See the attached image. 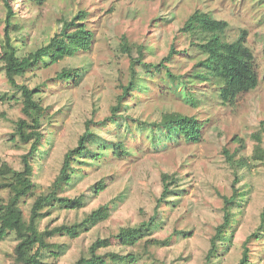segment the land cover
<instances>
[{"label": "rangeland", "instance_id": "1", "mask_svg": "<svg viewBox=\"0 0 264 264\" xmlns=\"http://www.w3.org/2000/svg\"><path fill=\"white\" fill-rule=\"evenodd\" d=\"M12 4L17 20L25 28V37L17 42L23 53L47 42L63 21L71 19L81 9L90 12L87 24L95 33L88 51L47 68L40 66L19 79L31 87L41 86L37 97L49 107L42 127L45 138L35 162L38 194L47 191L58 174L63 155L77 144L85 120L93 117L102 121L111 115V106L116 104L117 95L122 92V84L128 81L129 75V58L120 51L123 34L133 44H144L147 63L163 58L172 43L178 50L188 49V54L180 53L169 63L174 72H184L201 57L190 45V39L180 32L193 11L202 9L228 20L230 28L226 37L229 40L236 39L242 28L247 29L246 42L255 53L260 76L256 89L242 93L234 103H225L216 86L198 84L193 87L196 97V105H193L182 94V87L167 90L166 81L146 79L152 85L149 93L135 91L133 97L125 99L123 117L117 118L116 123L106 121L108 124L95 127L100 134L98 141L116 142L124 139L131 128H136L139 118L153 121L160 119L164 112L180 111L196 115L204 123L201 142L180 145L163 142L155 148L148 138L133 141L129 138L127 143L134 149L133 154L114 158L109 153L105 159L78 164L79 176L64 194L84 195L86 205L82 209L57 208L40 221L41 229L73 223L82 220L100 204L115 201L109 219L79 238L54 237L52 241L61 245L59 257L49 251L43 256L45 264H75L81 257L89 256L90 245L99 237H109L121 227L148 220L163 190L162 173H175L179 186L174 188L176 193L162 203L160 225L150 236L166 238L176 230L191 234L175 235L169 246L150 245L148 251L153 259L143 253L144 241L135 248L115 242L101 251L143 253L136 264H204L210 238L223 221L222 195H231L233 191V168L224 148L236 152L239 158L251 156L259 140L264 145V0H49L42 5L12 0ZM4 26L5 5L0 0V38ZM74 66L84 71L79 85L55 79L64 67ZM159 84L164 87V93L159 92ZM15 91L0 61V160L21 169V155L28 150L29 144H17L12 140L15 121L22 115V104L8 99V94ZM253 164L251 169L243 168L239 172L237 185L244 195L234 205L235 220L229 235L232 243L220 264H236L244 240L254 231L259 235L251 241L253 261L264 264V227L259 229L264 207V164L257 161ZM101 178L107 179L108 187L97 194L93 186ZM7 198V192L1 191L0 202ZM33 199V196L28 197L23 203L26 218ZM16 242L15 235L11 234L0 243V264H10L13 260Z\"/></svg>", "mask_w": 264, "mask_h": 264}, {"label": "trees", "instance_id": "2", "mask_svg": "<svg viewBox=\"0 0 264 264\" xmlns=\"http://www.w3.org/2000/svg\"><path fill=\"white\" fill-rule=\"evenodd\" d=\"M3 1L5 26L0 38V61L9 85L16 90L8 94V99L17 100L22 104V115L15 121L12 140L17 144H29L28 150L21 155V169L14 167L8 161L0 160V192L5 191L8 194V198L0 202V243L11 234H14L17 240L10 264H45L43 256L46 251L52 252L56 258L60 255L61 245L52 241L54 237L79 238L83 233L89 232L110 218L114 200L100 204L80 221L40 228L41 219L51 215L54 209L80 210L86 205L84 195L70 197L64 194L79 176L78 164L105 159L109 153L114 158L133 154L134 149L127 143L129 138L132 141L142 137L148 138L155 148H159L163 142L180 145L183 142L198 143L203 140L205 125L196 115L167 111L162 113L160 119L153 121L139 118L135 123L136 128H131L130 133L124 135V139L116 142L98 141L100 134L95 127L108 124L107 122L116 123L117 118L123 117L125 99L133 97L135 91L149 93L152 90V85L146 79L166 81L167 90L182 87V94L188 97L193 105H196L193 87L198 84L216 86L225 103H234L242 93L252 91L260 84L256 56L246 42L247 29L242 28L236 39L229 40L226 37L230 28L229 21L215 17L212 12L196 9L180 28V32L190 39V45L201 55L192 68L184 72H174L169 63L173 62L180 53L188 54V49L178 50L176 44L172 43L169 52L163 58L157 62L147 63L144 44H133L129 37L123 34L120 51L129 58V75L128 81L122 84V92L117 95L116 104L111 106V115L102 121L94 120L93 117L85 120L84 131L79 135L77 144L65 151L58 174L47 191L38 194L36 192L38 186L34 179L35 162L45 138L42 127L49 107L44 106L37 97L41 86L31 87L27 83L20 82L19 79L40 66L47 68L67 57L88 51L92 47L95 33L87 24L90 12L81 9L71 19L63 21L61 28L47 42L28 53H23L17 42L25 37V28L17 20L12 0ZM47 1L49 0H25L27 3L37 5ZM135 51L138 53L137 56ZM83 75L82 67H64L57 72L55 79L62 83L79 85ZM158 86L159 92L164 93V87L161 84ZM223 152L233 168V191L231 195H222L223 221L217 225L215 233L210 238L204 264H220L225 252L231 246L229 235L235 220L234 205L244 195L237 185L240 182V170L251 169L254 161L264 164V145L261 140L254 146L251 156L236 158V152H231L228 148H224ZM162 181L161 196L157 198L154 213L148 220L135 226L121 227L118 233L109 237H99L90 245L89 256L81 257L75 264H136L143 253L151 259L154 258L148 251L150 245L169 246L175 235L191 234L189 231L176 230L166 238L150 236L160 225L159 210L162 203L176 193L174 188L179 186L175 173H162ZM107 187L106 178H101L93 186L97 194ZM31 196L34 199L30 214L26 218L23 203ZM260 220L259 229L264 227V207ZM258 235L259 232L254 231L246 237L242 244L241 257L236 264H256L253 261L251 241ZM142 241H144L143 253L134 250L128 253L101 251L115 242L124 247L135 248Z\"/></svg>", "mask_w": 264, "mask_h": 264}]
</instances>
